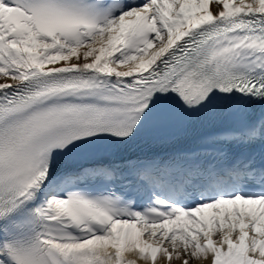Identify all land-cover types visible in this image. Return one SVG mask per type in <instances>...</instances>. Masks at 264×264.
<instances>
[{"label":"snow or ice","instance_id":"1","mask_svg":"<svg viewBox=\"0 0 264 264\" xmlns=\"http://www.w3.org/2000/svg\"><path fill=\"white\" fill-rule=\"evenodd\" d=\"M264 264V0H0V264Z\"/></svg>","mask_w":264,"mask_h":264},{"label":"bare ground","instance_id":"2","mask_svg":"<svg viewBox=\"0 0 264 264\" xmlns=\"http://www.w3.org/2000/svg\"><path fill=\"white\" fill-rule=\"evenodd\" d=\"M160 264H162V262H160ZM172 264H180V261L174 259V260L172 261ZM193 264H195V262H193Z\"/></svg>","mask_w":264,"mask_h":264}]
</instances>
